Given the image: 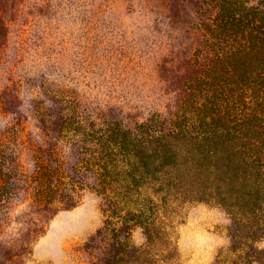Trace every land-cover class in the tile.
<instances>
[{"label": "rangeland", "instance_id": "374dc122", "mask_svg": "<svg viewBox=\"0 0 264 264\" xmlns=\"http://www.w3.org/2000/svg\"><path fill=\"white\" fill-rule=\"evenodd\" d=\"M59 111L142 142L184 132L181 150L214 138L206 150L250 154L264 180V0H0V136L41 143L40 118ZM11 210L0 264H93L83 247L104 223L96 194L25 255V205ZM175 221L176 264H215L231 243L217 204H186ZM133 241L145 243L140 229Z\"/></svg>", "mask_w": 264, "mask_h": 264}, {"label": "trees", "instance_id": "16d2710c", "mask_svg": "<svg viewBox=\"0 0 264 264\" xmlns=\"http://www.w3.org/2000/svg\"><path fill=\"white\" fill-rule=\"evenodd\" d=\"M40 122L41 143L22 141L19 132L0 136V235L11 206L25 205L16 218L24 227L20 255L31 253L51 219L91 192L101 198L104 216L83 247L93 264H176L175 219L184 205L198 202L217 204L232 219L231 243L215 264H264V180L250 154L206 150L210 137L181 150L172 140L184 132L142 142L77 112L47 114ZM136 229L145 236L141 246L133 241Z\"/></svg>", "mask_w": 264, "mask_h": 264}]
</instances>
